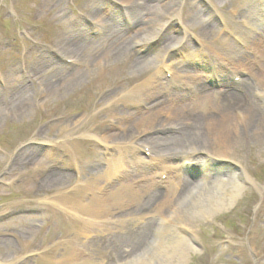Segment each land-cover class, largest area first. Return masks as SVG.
<instances>
[{
    "label": "rangeland",
    "instance_id": "obj_1",
    "mask_svg": "<svg viewBox=\"0 0 264 264\" xmlns=\"http://www.w3.org/2000/svg\"><path fill=\"white\" fill-rule=\"evenodd\" d=\"M48 1L0 0V98L11 97L10 87L26 90L32 101L25 114H0V264H264V137L239 136L229 154L209 153L197 161L180 155L156 156L152 144L175 135L174 128L168 126L142 127L136 131V138L132 135L128 141H100L105 130L119 133L122 125L127 124L123 118L113 119L103 110L146 76L152 75L155 84L135 98L136 105L130 107L121 102L117 110L131 114L141 111L144 116L153 106L157 115H164L178 103L192 100H170L169 91L183 90L191 82L174 74L175 69L168 71L159 64H151L164 53L181 59L182 53L171 49V37L178 35L188 16L180 21L171 15L163 34L157 33L145 45L132 47L144 59H154L144 69L132 67L125 58L116 59L89 69L71 90L50 97L45 91L48 77L57 69L73 65L55 49L78 41L80 17L103 0H61L55 7H50ZM236 1L242 0H219V19L208 42L239 21L230 15ZM106 2L108 8H123L115 0ZM247 15L252 17L249 11ZM222 17L228 21L223 22ZM85 20L91 27L83 29L89 45L83 58H89L100 46L102 32L95 23ZM251 20L259 31H264L263 25ZM189 25L195 26L190 34L198 31L196 21L190 19ZM113 30L133 31L120 19L114 22ZM189 40L198 48L194 36ZM186 63L187 66H181L196 74L208 72L205 66L188 60ZM176 64L177 61L173 62L174 67ZM236 76L229 79L230 84H237L247 73L238 72ZM204 83L211 91L222 89L215 77ZM109 91L116 92L115 96L102 102ZM85 124L101 127L97 132H89L84 129ZM26 151L39 155L37 165L23 164L28 158ZM73 153L80 155L77 162L72 161ZM162 162L167 163L164 168L160 166ZM118 163L126 165V176L110 179L108 172ZM53 170L69 176L63 188H48L44 184ZM131 177L138 196L156 187L167 190L178 179H189L208 192L195 196L194 206L179 205L181 217L174 224L166 221L172 213L167 219L153 212L141 217L131 215L128 210L132 202L128 200L113 207L100 227L87 224V216L72 207L71 201L79 196L81 203H90L94 190L105 195L110 190L115 192L121 189L119 184ZM230 179H235L239 186L226 197L218 184ZM146 220L157 224L159 232L136 258L113 261L114 254L95 243L101 236L135 228ZM182 226L178 229L180 240L173 245L178 252L167 261L159 250L160 243L167 244L175 228Z\"/></svg>",
    "mask_w": 264,
    "mask_h": 264
},
{
    "label": "bare ground",
    "instance_id": "obj_2",
    "mask_svg": "<svg viewBox=\"0 0 264 264\" xmlns=\"http://www.w3.org/2000/svg\"><path fill=\"white\" fill-rule=\"evenodd\" d=\"M60 2L61 0H49L48 5L55 7ZM218 2L219 0H202V3H193L192 0L183 2L181 0H115V3H119L123 8L113 6L114 9L106 6L108 3L106 0L94 3L92 7L84 11V16L80 17L79 23H82V28L77 33L78 41L55 49L54 52L58 55L73 61V65L65 69H57L48 77L46 93L52 97L68 92L85 78L89 69L99 68L103 64L120 58H125L132 67L144 69L146 64L149 61L153 62L154 59H144L132 47L145 45L157 33L163 34L166 30V20L172 19L171 15L176 16L180 21L185 15L188 16V21L183 22V20L184 27L177 36L171 37V49H175L176 53H182L181 59L177 60L174 55L164 53L155 60V64H151H159L168 71L175 69L174 74L191 82L183 90L179 88L180 90L169 91L167 97L170 100L182 102L187 97H192V100L181 105L178 103L164 115H157L156 108L153 106L148 108V113L144 116H141L143 113H139L141 111L131 114L128 111L117 110L121 102H125L130 107L136 105L138 101H135V98L155 84L152 75L146 76L143 81L103 110L113 119L123 118L127 124L122 125L119 133L101 130L104 131V135L100 141L105 144L108 141H128L132 139V135L136 138V131L142 127L168 126L174 128L175 135L152 144L156 150V156L172 158L180 155L187 156L190 161H197L201 159V155L207 156L209 153L221 156L229 154V150L239 136L246 139L264 137V31H259L251 20L254 18L256 24L260 23L264 26V0L236 1L231 6L230 15L239 21L208 42L207 38L214 36L213 32L219 19ZM248 11L251 12V18L247 15ZM85 18L95 23L102 32L100 46L89 58H83L89 47L83 29L91 27ZM119 19L128 23V28L133 31L115 32L113 24ZM190 19L196 21V27H199L197 32L191 34L189 31L195 26L189 25ZM227 21L228 19L223 18V22ZM192 36L198 42V48L191 45L189 38ZM193 50L194 55H192ZM186 60L191 64L194 62V64L205 66L208 72L196 74L197 72L186 67ZM175 61L179 64L178 66L176 64L177 67L173 65ZM242 71L247 73L246 78H241L237 84H230L229 79L237 77L236 74ZM158 75L161 74L158 73ZM209 77L218 79L222 89L211 91L204 83ZM161 84L164 85V82ZM8 91L11 93L9 99L0 98V114H5L6 111L25 114L32 106L26 90H12L8 87ZM115 93L109 91L102 102L113 98ZM127 115L130 117L128 118ZM100 127L97 124L84 125V129L86 128L89 132H97ZM26 154L28 158L23 161V164L37 165L39 155L30 151H26ZM72 156V161L77 162L80 155L73 153ZM166 164L162 162L160 166L164 168ZM124 166L126 165L118 163L112 167L108 172L110 179L121 175L126 176L127 171ZM68 179L69 176L66 173L53 170L43 182L48 188H63ZM133 181L132 177L127 178L124 184H119L118 187L121 189L115 192L110 190L106 195L103 194L104 192H97L96 189L92 192L91 202L87 204L81 203L82 196H79L75 202L71 201L72 207L87 216V224L100 227L103 225L104 217L113 207H120L128 200L132 202L131 207L127 206V208L130 207L128 211L131 215L141 217L153 212L167 219L168 214L172 213L173 216H169L166 221L174 224L181 217L178 213L179 205L194 206L195 196L208 192L206 189H199L189 179H178L167 190L156 187L150 193L138 196L133 188ZM218 185V189L220 188L226 197L239 186L235 179L223 181ZM140 224L123 232L101 236L95 243L114 254L113 261L123 262V260L136 258L146 251L147 245L152 244L153 238L159 232L157 224L152 220H146ZM183 227L175 228L167 244L160 243L159 250L167 261L171 260V254L178 252L173 245L176 240H180L179 230Z\"/></svg>",
    "mask_w": 264,
    "mask_h": 264
}]
</instances>
